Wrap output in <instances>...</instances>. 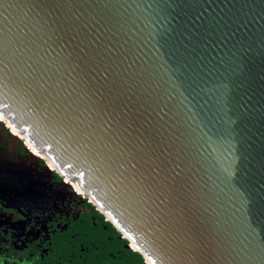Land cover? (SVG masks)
<instances>
[{
    "label": "water",
    "instance_id": "obj_1",
    "mask_svg": "<svg viewBox=\"0 0 264 264\" xmlns=\"http://www.w3.org/2000/svg\"><path fill=\"white\" fill-rule=\"evenodd\" d=\"M0 120L147 264H264V0H0Z\"/></svg>",
    "mask_w": 264,
    "mask_h": 264
},
{
    "label": "flooded vegetation",
    "instance_id": "obj_2",
    "mask_svg": "<svg viewBox=\"0 0 264 264\" xmlns=\"http://www.w3.org/2000/svg\"><path fill=\"white\" fill-rule=\"evenodd\" d=\"M124 240L0 120V264H147Z\"/></svg>",
    "mask_w": 264,
    "mask_h": 264
},
{
    "label": "trees",
    "instance_id": "obj_3",
    "mask_svg": "<svg viewBox=\"0 0 264 264\" xmlns=\"http://www.w3.org/2000/svg\"><path fill=\"white\" fill-rule=\"evenodd\" d=\"M124 241H126V240H124ZM137 254V253H136ZM139 255V254H138Z\"/></svg>",
    "mask_w": 264,
    "mask_h": 264
},
{
    "label": "bare ground",
    "instance_id": "obj_4",
    "mask_svg": "<svg viewBox=\"0 0 264 264\" xmlns=\"http://www.w3.org/2000/svg\"><path fill=\"white\" fill-rule=\"evenodd\" d=\"M33 150V149H32ZM34 151V150H33ZM35 152V151H34Z\"/></svg>",
    "mask_w": 264,
    "mask_h": 264
}]
</instances>
